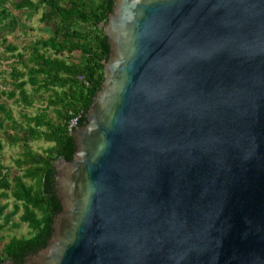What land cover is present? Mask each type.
Masks as SVG:
<instances>
[{
    "label": "water",
    "instance_id": "95a60500",
    "mask_svg": "<svg viewBox=\"0 0 264 264\" xmlns=\"http://www.w3.org/2000/svg\"><path fill=\"white\" fill-rule=\"evenodd\" d=\"M47 244L0 264H264V0H112Z\"/></svg>",
    "mask_w": 264,
    "mask_h": 264
},
{
    "label": "trees",
    "instance_id": "16d2710c",
    "mask_svg": "<svg viewBox=\"0 0 264 264\" xmlns=\"http://www.w3.org/2000/svg\"><path fill=\"white\" fill-rule=\"evenodd\" d=\"M16 10L37 12L42 7L41 20L54 23L47 38L30 42L28 56L13 55L22 70L13 67L8 73L12 88L0 93L22 102L25 107L34 106V94H48L45 105L35 115H24L25 127L16 130L12 113L0 103V114L9 125L0 121L5 128L7 140L12 145L21 144L22 152L14 160L19 173L9 177V169L0 162V199L12 198L13 210L4 215L8 204L0 205V231L21 211L20 222L30 229L27 236L12 237L0 252V262L8 259L22 263L30 254L46 246L52 232V219L61 205L54 188L55 161H70L75 151L68 123L77 118V125L86 123V112L103 79V66L108 59L109 45L104 28L112 10V0H0V25L10 18L7 4ZM7 52L17 50L7 45ZM78 75L84 81L78 80ZM87 83V84H85ZM18 95V98H16ZM52 110L57 122L49 116ZM79 116V118H78ZM12 130L13 135L8 136ZM43 140L50 145L43 152H34L29 142ZM3 144L0 141V151ZM18 227L19 223L12 225Z\"/></svg>",
    "mask_w": 264,
    "mask_h": 264
},
{
    "label": "rangeland",
    "instance_id": "374dc122",
    "mask_svg": "<svg viewBox=\"0 0 264 264\" xmlns=\"http://www.w3.org/2000/svg\"><path fill=\"white\" fill-rule=\"evenodd\" d=\"M7 9L11 14L10 18L5 20L0 25V86L3 89L12 88V79L8 73L13 67L17 68L19 71L22 70L21 64L17 63L16 57L19 53L23 54L26 58L28 56V46L31 41L39 38H47L52 33V28L54 23L46 22L41 20V15L47 11V7L40 8L37 12H30L26 10H16L14 7L7 4ZM7 45L16 46L17 50L14 52H7L5 47ZM26 89L30 96L34 99V106L25 107L22 102H16L13 99H9L7 96L0 93V103H4L12 113L13 121L16 126L14 132L19 133V128L25 127V118L24 115H35L39 109L45 105L48 94L39 93L34 94L31 91V86H26ZM18 98V95H16ZM50 117L57 122L56 115L52 110L48 111ZM0 121H3V124L9 125L10 120H6L2 114H0ZM5 128L0 129V141L3 144V148L0 151V162L9 169V177L14 174L19 173L15 167L14 160L22 152L23 147L21 144L12 145L7 140L4 133ZM13 135L12 130L8 131V136ZM50 143L43 140L29 142V147L34 152H43ZM7 203L8 206L4 210V215L13 210V200L9 198L5 200L4 198L0 199V205ZM21 211L18 212L15 216L12 217V221L0 231V252L3 246L9 241L12 237H21L27 236L30 232L29 227L26 223L20 222L19 216ZM3 222V217L0 216V223ZM19 223L18 227H13L12 225Z\"/></svg>",
    "mask_w": 264,
    "mask_h": 264
},
{
    "label": "built area",
    "instance_id": "2783aa9c",
    "mask_svg": "<svg viewBox=\"0 0 264 264\" xmlns=\"http://www.w3.org/2000/svg\"><path fill=\"white\" fill-rule=\"evenodd\" d=\"M78 80H80V81H84V78L81 76V75H78ZM85 82V81H84ZM85 84H87V83H85ZM78 118H79V116H78ZM78 125H77V118H72L70 121H69V123H68V129L71 131V130H73L74 128H76Z\"/></svg>",
    "mask_w": 264,
    "mask_h": 264
},
{
    "label": "flooded vegetation",
    "instance_id": "af4514ba",
    "mask_svg": "<svg viewBox=\"0 0 264 264\" xmlns=\"http://www.w3.org/2000/svg\"><path fill=\"white\" fill-rule=\"evenodd\" d=\"M9 260V259H8Z\"/></svg>",
    "mask_w": 264,
    "mask_h": 264
}]
</instances>
